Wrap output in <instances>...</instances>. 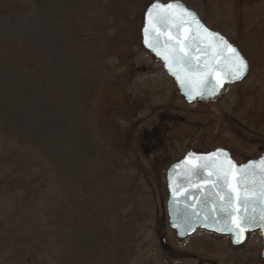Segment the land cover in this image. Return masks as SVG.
<instances>
[{
    "label": "rangeland",
    "instance_id": "obj_1",
    "mask_svg": "<svg viewBox=\"0 0 264 264\" xmlns=\"http://www.w3.org/2000/svg\"><path fill=\"white\" fill-rule=\"evenodd\" d=\"M154 1L169 0H84V9L80 10L86 27L100 26L98 29L103 31L104 56L89 61L85 68L95 77V89L100 88L88 123L98 154H112L107 161L103 156L95 159L84 152L82 160L88 163L89 171L86 178L91 191L104 200L114 230L122 231L126 237L132 234L131 239H122L109 255L107 251L101 253L92 264H264L263 242L257 233L250 235L244 246L235 248L224 237L179 239L169 227L167 170L178 155L192 145L206 142L208 132L202 131L199 124L208 121L209 116L201 119L206 110L187 105L160 62L142 46L144 14ZM180 1L193 7L200 4L201 9L211 13L213 9L217 21L229 23L225 32L245 47L253 71L249 84L242 87L245 92L237 94L243 93L248 100L246 95H253L258 83L259 112L254 106L234 109L226 102L234 95L228 92L212 113L215 117V112L243 114L245 124L254 119L259 129L255 138L264 146V3H245L241 9L234 5L242 11L235 22L230 17L232 0ZM34 10L26 2L0 0V16L26 15ZM249 48L254 49L251 52ZM195 115H199L197 119ZM247 139H252L251 133ZM113 167H118L116 176L101 182L100 172ZM36 176L31 165H21L18 147L0 134V234L5 232L10 238L8 247L0 252V264H47L43 260L50 258L47 241L35 221L38 209L32 198L19 191V182L26 181V189L30 187L34 194ZM116 186H122L124 195L114 192L112 188ZM124 241L129 244L124 245Z\"/></svg>",
    "mask_w": 264,
    "mask_h": 264
},
{
    "label": "trees",
    "instance_id": "obj_2",
    "mask_svg": "<svg viewBox=\"0 0 264 264\" xmlns=\"http://www.w3.org/2000/svg\"><path fill=\"white\" fill-rule=\"evenodd\" d=\"M13 1L35 10L0 16V134L18 147L21 165L37 172L34 194L26 181L19 182V191L38 209L35 221L50 257L43 262L92 264L122 239L132 238L110 224L82 160L84 152L95 159L103 156L88 123L100 88L95 89V77L85 69L104 56L103 31L82 23L84 0ZM103 158L110 161L112 154ZM105 169L101 182L118 173V167ZM112 189L124 195L122 186ZM9 243L6 233L0 234V252Z\"/></svg>",
    "mask_w": 264,
    "mask_h": 264
},
{
    "label": "water",
    "instance_id": "obj_3",
    "mask_svg": "<svg viewBox=\"0 0 264 264\" xmlns=\"http://www.w3.org/2000/svg\"><path fill=\"white\" fill-rule=\"evenodd\" d=\"M154 3L178 6L167 10L171 16L167 27L162 25L153 27L154 21L149 20L147 13ZM185 10L192 13L196 20L204 28H207L197 14L188 9L182 2L163 3L155 1L146 9L141 34L144 49L163 63L166 73L175 81L180 94L191 103L197 99L215 98L222 93L226 85L241 81L248 71V64L245 74L240 79H231L230 76L225 75L231 69V53L219 43V38L222 36L218 33H216L215 38L208 36L198 28L191 16L185 14ZM158 11L164 14V10ZM145 28L148 29L147 35ZM208 31L212 32L209 29ZM170 36L173 39H169ZM175 38L184 42L185 50L193 58V65L203 67L207 63L211 66V71L206 76L192 75L186 62L174 59L172 49L177 47ZM146 39L148 43H145ZM149 44H154L155 48L149 47ZM208 56H212V59H207ZM220 81L223 83L221 84ZM213 89H215L214 94H212ZM198 91H202L203 94L197 95ZM215 153H217L216 156H212L213 153L210 155L189 153L170 168L167 179L169 193L167 208L170 226L176 231L180 239H185L197 229L202 228L221 235L232 236L233 243L236 245L242 244L246 240L247 234L254 231H260L264 240V219H261V216L264 215V200L253 197L255 203L248 206L247 212L242 210L237 214L239 217L246 216L249 219V222L243 225L244 231L239 237V242H237L236 232L239 229L236 227V222L225 211L220 210V202L214 195L219 190L228 191L229 187L236 182L234 177L242 178V174L237 171L239 168L245 169L248 177L247 183L256 182L257 187H259L262 169H264V165H261L260 162L264 160V157L238 165L232 160L228 152L221 150ZM229 160L236 166L232 168L233 175L228 177L229 183L225 185L223 179H220L216 188L205 185L204 181L217 179L216 176L209 177V171L230 168ZM246 166L252 167L249 169ZM193 185H200V187L197 188ZM243 186L242 184L241 188ZM241 195H243V191Z\"/></svg>",
    "mask_w": 264,
    "mask_h": 264
},
{
    "label": "flooded vegetation",
    "instance_id": "obj_4",
    "mask_svg": "<svg viewBox=\"0 0 264 264\" xmlns=\"http://www.w3.org/2000/svg\"><path fill=\"white\" fill-rule=\"evenodd\" d=\"M171 1H180V0H169L166 2H163V1L162 2L168 3ZM197 1L198 0H196V3H197ZM209 1L211 2L212 0H209ZM253 1L257 2V0H235V1L232 0L233 4H232V8H231V15H230L232 20H235V22H236V20L238 18H240L242 15V11H240L239 9H241V7L244 8L245 3H250V2L253 3ZM180 2L185 4L188 7V9L195 12L197 14L198 18L200 19V21L210 31L218 33L219 35L224 37L233 47H235L237 49V51L247 61L248 71H247L245 77L241 81L226 85L225 88L223 89L222 93L215 98L197 99V100L189 103L184 97H182L180 95L183 98V100L187 103V105L192 107L194 110H198V109L206 110L204 112V115H201L202 116L201 119H204L205 117L208 118V116H209V118H208L209 120L204 122L203 124H199V127H201V125H202V131L208 132V135H207L208 137H206L207 139H206L205 143L199 142L196 146L192 145L186 151V153H184L182 155H178L176 160L170 165V167L167 170L166 182L168 179V172H169L170 168L175 163L182 160L189 153H194L197 155H210L212 153H215V152L222 150L224 152H228L230 154V157L232 158V160L234 162H236L238 165H242V164H245L251 160H257L261 157H264V146H260V143H258V141L255 138V136L257 134L256 132L259 129H258V126H256V125L254 126V119H252V123H250V124L246 123L245 124L243 114H240L241 115L240 116L239 114H236L233 112L229 113L227 111L223 112V113L215 112L216 113V117H215V116H213V113H212L213 110L220 107L221 104L223 103V101H225V97H227L228 92H231L234 95L229 96V97H231V99H230V101L227 100L226 102L233 104L234 109L237 108V110H239V109L249 108L250 106H254L256 111L258 110V112H259L260 103H261L260 102L261 101V94H260L261 90H260L258 83L255 84L254 94L253 95H250V94L246 95L248 100L243 97V95H244L243 93L237 94L240 92H245V91H243L242 87L245 84H249V82H250L249 80H250V77H251V74L253 71L252 64L250 63L249 57L245 55V47L239 45L237 43V41L235 42V40L232 37H230L228 33L225 32V29L228 28L229 23H226L225 20H222V21L218 20L217 21L216 20L217 17L213 14V9H212V13H211V11L209 9H207V10H205L206 8L201 9L203 7H199L200 4H198L197 7H193V6L187 5L183 1H180ZM259 2L260 3L258 4V6H260L262 4L261 2L264 3V0H260ZM234 5H236L239 9L233 7ZM262 5H264V4H262ZM207 6H209V3H206V7ZM204 10H205V12H204ZM239 12H241V14H239ZM253 49L251 48L250 51L252 52ZM210 54H212V53H210ZM253 54H254V52H253ZM207 59H212V56H208ZM159 62H160L159 64L161 65V67L164 70L163 63L161 61H159ZM167 76H168V74H167ZM169 78H170V80L173 81V79L171 77H169ZM235 92H236V94H235ZM252 99H253V102H252ZM250 103H251V105H250ZM198 116L195 115V119H197ZM232 119H235V123L233 122ZM249 125H251V126H249ZM248 133L252 134V139L246 140V135L248 136ZM146 151L148 152V150H146ZM167 191H168V187H167ZM166 214H167V218H168V213H166ZM169 227L171 228L170 225H169ZM256 233L261 236V240L263 242V249L261 251V257L263 258L264 240H263L262 233L260 231L248 233L246 240L242 244H239V245H236L233 243L232 236L221 235V234H218V233H215L212 231H208V230L202 229V228L197 229L192 235H190L189 237H187L185 239L194 238V237L197 238V236L198 237H205V238L211 237L213 239L224 237V238L229 239L231 246H233L235 248H240V247L244 246L249 241L248 238L250 237V235H253ZM195 241L198 243L200 240L195 239ZM201 241H204V240H201Z\"/></svg>",
    "mask_w": 264,
    "mask_h": 264
},
{
    "label": "snow or ice",
    "instance_id": "obj_5",
    "mask_svg": "<svg viewBox=\"0 0 264 264\" xmlns=\"http://www.w3.org/2000/svg\"><path fill=\"white\" fill-rule=\"evenodd\" d=\"M175 7H178L174 4H167L162 5L159 3H154L151 8L148 10V17L150 21H154L153 27L156 25H162L167 27L171 16L167 13V10L173 9ZM158 10H164V14H161V11ZM185 14L192 17L193 22L198 26L199 29H201L204 33H206L208 36H211L213 38L216 37V33L209 32L207 28H204L202 24L196 18L193 16L192 13L186 12ZM148 29L145 28V34L147 35ZM169 39H173V37H169ZM176 39V46L172 49V52L174 54V59L186 62L188 64V67L191 71V74L194 76H206L209 71H211V66H209L207 63L203 67H200L199 65H193L192 64V57L189 52L185 50V44L184 42L179 39ZM145 43H148L147 39L145 40ZM219 43L223 45L224 49L228 50L231 53V69L228 73H225V75H228L231 77V79H240L243 77L247 70V63L244 60V58L240 55V53L237 51L236 48H234L231 44L228 43L227 40H225L223 37L219 38ZM149 47L155 48L154 44H149ZM168 59V57H166ZM222 84L223 81H220ZM215 89L212 90V94H214ZM202 91H198L197 95H202ZM217 153H213L212 156H216ZM230 168L228 169H220L216 171H209L208 175L209 177L216 176V180H206L204 181L205 185H211L212 187L216 188L218 187V181L220 179H223V182L225 185L229 183L228 177L230 175H233L232 168H235L236 166L232 164V162L228 161ZM261 165H264V160H262ZM206 167V166H205ZM247 168L251 169L252 166H246ZM238 172L242 174V178L234 177L236 182L235 184H232L229 187L228 191L219 190L214 193L215 197L217 198V201L220 202V210L225 211L227 215L236 222V227L239 229L238 232H236L237 236V242H239V237L241 233L244 231L243 225L247 224L249 222V219L245 217H239L237 214L240 213L242 210L246 213L247 208L250 204L255 203V200L253 197L259 198L264 200V169H262V174L259 180V187H257L256 182L247 183V173H245L244 168L237 169ZM244 185L243 188H241V185ZM194 187L199 188L200 185H193ZM243 191V195H241V192ZM261 219H264V215L261 216ZM231 230V229H230Z\"/></svg>",
    "mask_w": 264,
    "mask_h": 264
}]
</instances>
